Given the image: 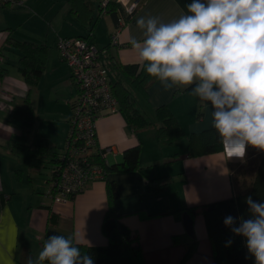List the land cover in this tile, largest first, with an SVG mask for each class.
Here are the masks:
<instances>
[{
	"label": "crops",
	"instance_id": "0c3cea01",
	"mask_svg": "<svg viewBox=\"0 0 264 264\" xmlns=\"http://www.w3.org/2000/svg\"><path fill=\"white\" fill-rule=\"evenodd\" d=\"M137 1L135 14L118 30L115 44L111 43V36L116 27L106 14L99 17L89 38V42L99 48L108 47L110 54L123 64L141 63L130 44L133 37L143 39L136 26L139 17L151 14L159 16L162 22H170L186 13L187 4L192 2ZM22 3L19 8L0 9V264H27L29 258L38 256L47 238L55 234L78 236L79 245L83 246L107 245L101 230L109 208L105 182H88L69 202L55 204L48 195L50 170L42 175V167L27 168L14 147L19 144L28 149L42 139L54 146L55 152L59 153L63 147L69 132L71 103L78 90L70 79L69 66L59 57L56 41L58 37L86 33L72 19L67 0H22ZM88 4L91 7L90 2ZM91 9L96 18L98 13L95 16ZM104 16L110 21L102 26ZM9 33L18 41L47 47L45 69L38 84L31 89L19 72V52L5 42ZM11 57L16 66L9 64ZM27 94L35 114L29 131L14 113L15 108L24 106ZM137 101L151 120H154L156 107L167 105L184 135L171 144L159 142L154 127L133 132L120 112L96 121V149L108 150L107 165L120 162L124 151L141 144V171L107 175L119 192L112 203L113 210L135 235L146 264H179L193 243L194 249L186 264H214L202 215L197 211L192 218V232L188 233L182 223L181 210L198 209L205 203L233 196L236 185H240L235 177L247 161L249 147L243 159H228L223 150L189 157V136L213 128L210 103L193 97L190 88L165 92L156 81L147 97H138ZM153 179H161L167 185L164 192L156 196L146 190L147 182Z\"/></svg>",
	"mask_w": 264,
	"mask_h": 264
},
{
	"label": "clouds",
	"instance_id": "9594fccd",
	"mask_svg": "<svg viewBox=\"0 0 264 264\" xmlns=\"http://www.w3.org/2000/svg\"><path fill=\"white\" fill-rule=\"evenodd\" d=\"M143 39H130L146 73L165 92L190 88L212 107V127L228 159L249 146L264 152V0H192L170 22L146 14L136 20ZM250 218L224 224L243 236L255 264H264V203L246 197ZM5 214L8 210L5 209ZM231 243V241H229ZM90 246V245H89ZM94 264L79 237L51 235L27 264Z\"/></svg>",
	"mask_w": 264,
	"mask_h": 264
},
{
	"label": "trees",
	"instance_id": "16d2710c",
	"mask_svg": "<svg viewBox=\"0 0 264 264\" xmlns=\"http://www.w3.org/2000/svg\"><path fill=\"white\" fill-rule=\"evenodd\" d=\"M67 2L72 19L86 31L85 35L74 38L88 41L102 14L110 16L117 30L132 18L139 6L138 2L133 12L126 14L123 7L115 1H110L104 9L98 4V16L94 18L88 4L89 0H67ZM1 8L8 7L0 4ZM121 19L122 25H120ZM5 40L8 46L16 49L20 54L19 72L24 83L28 89L35 87L46 66L47 47L40 43L18 41L12 38L10 33ZM99 49L102 52L100 60L108 71L111 93L117 102V113L120 112L123 115L133 132L154 127L157 140L166 144H171L181 138L184 135L183 128L167 105L156 107L154 120H151L138 104L137 98L145 99L149 88L157 80L146 73L141 63L123 64L110 54L108 47ZM28 96L29 94L25 97L23 107L14 109L15 116L23 120L26 131L31 129L35 121V114L28 102ZM14 147L17 148V153L29 169H38L48 164L49 170H51L57 164L58 152L54 151L55 147L47 140L42 139L34 147L28 149L19 144ZM249 148L251 147L249 146ZM222 150L219 136L214 128L192 133L188 138L187 154L189 157L213 154ZM255 150L252 154L255 159L249 164L250 171L253 173L252 177L247 184L236 185L237 190L233 196L205 203L198 209L189 207L181 210L186 212L191 219L197 211L202 215L214 264H255L254 257L248 253L246 248L245 238L235 235L231 228L224 224V220L228 216L237 218L235 226H239L238 218H250L249 207L245 202L246 197L251 196L253 201L264 203V152ZM140 152L141 144L138 143L123 152L120 162L110 165L104 164L98 153L92 156L93 161L101 165L105 172L104 182L109 203L101 225L107 245L104 247L79 245L82 253L93 258L94 264H146L142 251L136 244L135 235L120 221V216L113 210L112 203L119 196V192L116 183L107 179V175L110 173L141 171ZM246 163L239 170L243 169ZM243 174L245 173L243 172ZM166 186V183H162L161 179H153L147 182L146 190L156 196L164 192ZM42 248L43 245L41 250ZM193 249L194 243L186 251L179 264H186Z\"/></svg>",
	"mask_w": 264,
	"mask_h": 264
},
{
	"label": "built area",
	"instance_id": "2783aa9c",
	"mask_svg": "<svg viewBox=\"0 0 264 264\" xmlns=\"http://www.w3.org/2000/svg\"><path fill=\"white\" fill-rule=\"evenodd\" d=\"M110 1L119 3L126 14L137 7V0H99L102 9ZM8 8H19L22 0H0ZM123 24L122 19L120 25ZM118 30L111 36L116 43ZM59 57L70 69V79L78 94L71 103L69 132L58 153L57 164L50 170L48 195L55 204H66L81 192L88 182L104 181L105 172L92 156L99 154L104 164L106 152L96 150V121L105 115L117 113V102L110 88L107 68L100 60L101 50L82 38L58 37Z\"/></svg>",
	"mask_w": 264,
	"mask_h": 264
},
{
	"label": "rangeland",
	"instance_id": "374dc122",
	"mask_svg": "<svg viewBox=\"0 0 264 264\" xmlns=\"http://www.w3.org/2000/svg\"><path fill=\"white\" fill-rule=\"evenodd\" d=\"M89 2H90L91 7L93 8L94 15L96 16L97 13H98L97 12V7H98V4H99V0H90ZM103 19H104L103 22H101V25L102 26H104V24H105L106 21H110V18L108 16H104ZM8 62H9V64L11 66H16V62H15V59L13 57H11ZM43 85L44 84H42V86H41L42 88L41 89H43ZM255 149L256 148H253V147H251V148L248 149V153H247V156L248 157H247L246 166L243 169L239 170L238 173L240 175H237L235 177V181L238 182L239 184H241V183L247 184L250 181L251 177H252V174L253 173H252V171H250V169H251L250 167L251 166H249V164L255 159L252 156V154L256 151ZM49 169H48V166L47 165L45 167H42V169L40 170L41 171V174L42 175L48 174ZM243 172L245 174H243ZM44 179H45V177L43 176V179L42 180H44Z\"/></svg>",
	"mask_w": 264,
	"mask_h": 264
},
{
	"label": "water",
	"instance_id": "95a60500",
	"mask_svg": "<svg viewBox=\"0 0 264 264\" xmlns=\"http://www.w3.org/2000/svg\"><path fill=\"white\" fill-rule=\"evenodd\" d=\"M182 223H183L185 230L188 233H191L193 222H192L191 217L186 212L182 213Z\"/></svg>",
	"mask_w": 264,
	"mask_h": 264
}]
</instances>
